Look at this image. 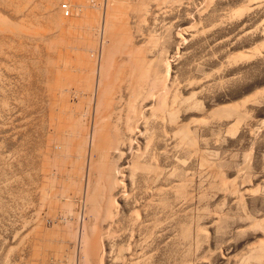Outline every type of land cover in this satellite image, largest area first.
<instances>
[{
	"label": "rangeland",
	"instance_id": "rangeland-1",
	"mask_svg": "<svg viewBox=\"0 0 264 264\" xmlns=\"http://www.w3.org/2000/svg\"><path fill=\"white\" fill-rule=\"evenodd\" d=\"M2 1L0 3V18L5 19L12 28L15 27L13 26V21L14 25L18 23V21L20 24L19 18L22 14L28 13V11L32 12L31 17L28 19L34 20L35 22L37 21V23H32V21L27 20L23 22H26L25 27L21 22L25 27L24 30L22 28L23 32H21V27H23L21 26L22 24H18L20 29H16L15 27L14 30L10 28L7 30L8 32H0V264H33V247L36 242H34V239H36L35 236L37 235L35 233H37L39 229L38 226H41L40 224L38 225V223L43 221V218L45 224L42 222L44 226L42 225L41 227L44 229L46 227L45 230H54V227H57L56 225L59 227V229H55L60 232V235L59 232H55L57 233L56 236L53 231L51 233L55 237H58V241L56 240L57 243H54L55 247L58 246L57 249L59 246V250H62V246H64V248L66 247L64 249L65 253L58 259V262L62 264H70L71 262H73L72 264H88V259L90 256L91 258L95 256L96 252L101 254H97L99 256L97 261L100 263L94 260L97 257L96 255L93 260L97 263L90 258V262L93 264H264V258H262L263 260L258 258V254L261 251L259 250V245L261 243L264 244V0H260V2L259 0H257L258 2L256 0H252L253 2H250L251 0H158L157 2L156 0L152 2L149 0L147 2V0H145L147 3L143 0L146 4L152 5V7L157 6L159 2V5L163 4L160 5L162 6L161 8L158 5L156 9L154 7H151V9L150 6L148 7L145 4L150 8H147L149 11L151 10L150 12L147 11V9L144 12V2L140 0L139 3L138 0H135V3H141L139 6L136 5L133 0H117L121 3L115 0V3L122 5V8L125 7H123L124 4L126 5L131 1L129 4L133 3L136 5V8H142L140 11L144 13L151 14V12H154L151 16L147 14L149 18L146 17V14L145 18L144 16H142V18L140 17L141 12L139 13V9L137 8L140 14V16H137L142 18V20H146L147 18L146 21H149L146 22L144 20L147 24L143 21V26L138 24V26L141 25V30L139 26L138 29L140 31L138 30V32L143 33V35L145 34L144 36L146 38L143 37V35L141 36L140 33V36L137 35L138 32L135 27L139 20L137 21L138 18L134 16L136 12H133V9L135 8L132 7L133 9H131L133 11H129L131 10L129 9V4L127 8H125L127 10H125L127 12H125V14H127L129 18L126 19L131 20L127 22L123 20L127 15H125L124 18L122 16L123 22L120 21V17H117V19L119 18L120 24H118L119 22H115V27L117 26L118 29V26L120 28L121 24L125 23L124 25L127 29V27L133 23L131 29H135H129L134 33L136 31L137 33L135 34L138 37L128 32L129 35H133L129 36V38L133 37L132 40L135 39L133 42H131L132 40L130 41V45L132 46H128L129 48L142 46L143 50H140L142 53L144 49L146 50L145 47L148 45L146 42H148L149 39H151L150 44L152 40L155 41V47H150L151 51H154L153 53L156 56V60L159 61L155 63L156 68L154 69L158 70V72L156 70L157 74L159 73L158 75L165 76V79L161 76L163 81H168L169 78V81L173 79L176 82H173V80L170 81V83L173 82L175 84V86H173L175 87V89L173 88L175 91L170 89V92H172V94L170 93L171 96L173 94L178 96V111L176 112L178 113L176 115L178 118L176 117V119L177 121L179 119L178 123L180 125L190 129H188L190 133L189 139L192 140L188 139L186 142L187 144H181L180 141H177L179 139L176 138L175 135H173L172 138L171 135L174 133L170 130V126L166 128L167 125L162 123L164 121L160 120L162 121L161 124H158L159 121L154 122L157 123L156 125L154 124L156 127L157 125H163V127H165L161 128L163 132L158 127L160 133L169 131L167 135L170 133L171 135L169 134L168 137L171 136L172 138H168V140L166 133L165 135L160 134L157 128L154 127L156 130L155 137L161 138L163 136L162 142L165 139L168 140V142L165 140L163 143L165 144L166 142V144L162 145L163 143L159 141L160 139L154 137L155 142L158 140L159 142H157L162 144H160L161 146L158 144L154 145L155 143L153 141L154 144H151L152 146L150 148V151H153V149L155 151L157 147H152L158 145V149H161L155 152L153 151V153L151 152L153 156H157H155V158H157L156 160L153 159V163L155 164L156 161H158L159 156L160 161L159 163L157 162V164L164 170L160 172V174L162 173V176L159 177L161 179L158 178V181L160 180L159 184H161L159 185L157 181V185H151L149 182L154 180L153 183H155L157 180L156 177L151 175V177H153L152 180H150V175H148L149 177L147 178L149 179H146V177L143 178L145 175L141 173L139 175H142V178L141 176L139 178L141 180H149L147 182L148 184L143 180L141 183L138 174L136 175L137 177H134L137 179H133L135 182L138 180L141 184H135L131 179L127 180L125 182V187L128 189L126 193H129L130 195L128 194V197H130H125V199L119 198L117 200L118 204L116 205V209L119 210L120 213L117 211L118 214L116 213L117 216L114 220L109 219V223H112L110 225L112 227H110L111 230H109V226L107 227L109 223L105 225L102 223L103 221H100L101 219L99 222H95L97 218L94 219V217L91 216V218L88 216V211L86 209L87 204H85L86 200L84 199L79 201L74 200L76 204L73 201L72 204L74 205L71 204L73 207L71 215L69 213L71 212L70 210L69 212L66 211L68 207L67 209H63L66 206V202L60 201V199L59 202L64 203V207L62 206L63 204L60 205L63 207L61 210L64 212H60L61 210L58 211L60 214L57 216L58 219H55L56 221L50 220L48 215L45 216L47 214L46 208H44L42 202H40L42 199L41 187H43L44 181L42 179L45 178L44 174L47 172L49 173L51 170L46 167L47 164L45 168L44 164L48 159L51 160L49 162H52L48 163V166H52V169H54L55 166H53V164H56V158L49 152L50 146H47V138H49L48 135L50 133L48 134L47 124H44V122L46 123V120L44 121L46 101L43 98V96H45V88H42L44 86V71L42 69L46 67L45 63L47 62L45 61L49 58L47 57L48 54L51 56V46L47 48L50 53L47 52L46 47L49 44L52 45L53 42H50L54 41L55 37L56 40H58V34L62 36L63 32L61 33V31L65 29L69 31H67V33L72 32L70 31V29H72L73 34L75 32L78 34L75 33L77 37L74 34L75 38L71 36L72 33L69 34L73 40L78 38L74 40L75 42L70 37H67L68 39L65 37L68 42L69 38L71 39V43H69L72 46L73 42V47L75 46L74 43L81 44V42L86 41L82 37L84 35L85 38V36L88 35L86 32L84 34L82 31L77 32V30H79L78 25H75V27L72 25V28L71 25H66L65 28L60 27L62 30H59L60 28L56 27V23L48 20H51L52 17L55 16V9L57 10L61 5L63 6H61L56 13L58 17H62L60 15H62V12L67 9L66 7L68 6L70 10L69 8L65 10L66 12H64V15L67 18H73L74 12L76 13V7L80 5V1L82 0H57L59 2L58 5L55 0L53 4L51 1L49 2V0H29L30 2L28 0H18L19 2L21 1L20 3L28 1V5H30L31 8L26 5L27 2L22 5L19 4L18 7L17 3L19 2L17 0V3L14 2L15 0L9 1V3L11 2L10 4H6V0L4 1L5 3ZM102 2L104 4L103 12L105 13L108 0H83L81 4H86L83 5L87 6L86 10H90L89 12L98 16L100 13L104 14L101 12L102 9L100 8ZM149 2H156L157 4L155 5L154 3L153 5ZM47 4L53 5L51 7L56 6L55 9L52 8L54 10L52 15L48 14L49 10V13H52L53 10L50 9L51 7H47ZM114 4L112 5L111 3V7H116ZM13 5L15 6L13 7ZM20 5L28 7L27 9L29 10L27 11L24 7L22 9ZM16 6L18 8L16 12L20 16L18 19L16 18V12L13 11L14 9L16 10ZM36 6H39L37 7L38 9H36ZM80 6L82 7V5ZM20 7L21 10H19ZM118 7L119 8L115 9L111 8L115 11L116 16L124 12L121 11L122 9L120 10V6ZM47 8L49 10H47ZM117 10H119L120 13L117 12ZM128 12H130V14ZM144 13L142 15H144ZM48 15H50L51 18ZM130 15L133 16L129 17ZM113 16L115 17V15ZM112 19L114 18L112 17ZM117 19L114 21H118ZM27 23H32L29 27L30 30L32 29L31 31L33 33L30 30H26ZM31 25H34V27H31ZM52 25H55V29ZM48 26L53 28L51 32L53 34L49 33L52 28L48 30ZM67 26L70 28L68 29ZM76 28L78 29L76 30ZM81 28L80 26V30ZM122 29L123 27L121 30ZM126 29L124 30L126 32L120 31V29L119 31L122 34L127 33L129 30ZM15 30H21L20 32L22 34L13 32L14 35H11V33H9ZM47 30L49 31V35H47L48 33L46 34ZM82 30H84V28ZM24 31L25 33L26 31L29 32L28 34L30 36H26L27 40L24 38ZM66 31L64 33H66ZM149 31H153L152 34H150ZM102 32L95 35L91 34L90 37L89 35L87 36V41L92 38L94 40L97 38L96 42L98 43L95 46L101 53L103 48L100 47L103 46L102 41L99 40L103 38L102 34L104 33ZM67 33L66 36H69ZM44 34L49 36H45L47 42L45 41ZM117 35L116 38L123 35H125V37L128 36V34H123L121 36ZM146 35L150 37L153 36V38H148ZM13 36H15V38ZM126 38L125 40L123 39V41L126 42ZM59 39L61 41L63 40L60 37ZM142 39L147 40L141 41ZM48 40L51 41L49 42ZM94 40H90L91 46H93ZM119 40H117V42ZM121 40L120 43L123 42ZM129 40L127 38V42ZM156 40L159 41L157 42ZM108 41L107 44L112 46L111 38ZM153 41L152 44L154 43ZM48 42L49 44H47ZM138 42L140 45L137 44ZM61 44H59L61 48L66 45L64 43ZM78 44L76 46H78ZM124 44L126 45V43ZM124 44H120V47ZM67 45L69 46V44ZM125 45L124 49L126 50L128 46L125 47ZM115 46L116 44L114 47ZM107 47L108 46H106V50L109 49L112 51L114 49L116 52L115 48L119 46L118 44L115 48L112 46V49ZM55 48H51V54L54 53L53 49L56 51ZM122 48L123 47H121V49ZM139 48L137 47V50H139ZM150 48L148 47L147 49L149 51L146 50L147 53L150 52ZM153 48L156 49L152 50ZM124 49H122L121 52L117 50V52L120 53L119 55L117 54L118 56H116V59L125 51ZM110 51L107 50V53H110ZM107 53H105V55ZM112 53L113 52L106 56H111L112 59H115L113 56L116 54L112 56ZM91 54L93 55L94 53ZM95 54L93 56L96 60ZM92 55L90 59L94 61ZM161 59L163 61H161ZM8 65L9 67H7ZM167 75L169 76L168 78ZM170 83H168L169 86ZM49 140L50 139H48V141ZM177 142H180L181 146H177ZM144 144L145 142H143V145ZM49 145L51 144L49 143ZM184 145H187L186 148ZM162 147L163 149L167 147V151L163 150ZM183 148L185 150H183ZM159 151H163L165 154L162 153L160 155ZM50 157L53 159H50ZM44 170L49 171L43 173L45 172ZM163 172L166 175H164ZM163 175L165 177L167 176V179ZM52 179L55 180L57 178L54 179L53 177ZM57 181L59 183L61 182L60 180H50L51 184L53 182L57 183ZM57 185L59 186V184ZM60 185H63V183L61 182ZM173 185H175V187L183 185L181 189L179 188V194L181 195L174 192L175 188L171 187ZM135 186L138 188H135ZM161 186L166 189H161ZM168 187L170 188L168 189L170 193L167 191ZM59 188V190L62 189L61 187ZM182 188L184 191H182ZM156 189L158 192L160 189L167 192L160 197L159 195L157 196L158 192L155 191ZM172 192L173 194H171ZM154 197L155 199H153ZM158 197L160 198L158 199ZM147 201H149L148 204ZM160 202L162 203L160 204ZM149 204L152 206L147 207L146 205ZM129 215H135V217H137L136 215H138V217L140 215V217L143 216L144 219L142 217L138 219L137 217L138 223L135 217L133 218V216L131 217ZM127 218H133L134 220H132L138 225L132 227L134 225L133 221L131 223L129 222V225L127 221L131 220ZM46 219H48L47 221L49 224L45 221ZM91 219H93L94 222ZM89 220H91L93 224L96 223V225H98L97 228L94 227L95 224L91 226L92 222L90 221V223ZM142 220L146 221L142 222ZM57 221L62 223L59 225ZM87 223L92 227L91 229L89 226L86 227H89V231L85 229V224ZM143 223L144 226L146 223V228H144ZM112 225L115 226L113 227ZM141 225L143 228H141ZM139 226L142 231H140L141 229ZM147 231H151V233ZM64 237L66 238V242L63 240ZM144 238H146V241ZM96 239L98 240L97 244L101 247L100 249H98L96 243L93 245H96L95 247L92 246ZM60 241H64L61 243L62 245ZM91 246L93 247L92 249ZM260 247L262 248V245H260ZM94 248L96 249L95 254H90L89 256L87 251L88 253H92ZM258 251L259 253H257ZM66 253L69 258L72 259L71 261H68L70 259L67 258L68 256ZM63 257L65 258L62 262L61 258ZM48 261H52L50 264H61L55 259H50ZM101 261L105 262L103 263Z\"/></svg>",
	"mask_w": 264,
	"mask_h": 264
},
{
	"label": "bare ground",
	"instance_id": "bare-ground-1",
	"mask_svg": "<svg viewBox=\"0 0 264 264\" xmlns=\"http://www.w3.org/2000/svg\"><path fill=\"white\" fill-rule=\"evenodd\" d=\"M1 1H0V3H1ZM4 1H2V2L5 3ZM9 1H11V0H6V4H10L11 2L9 3ZM21 1H23V0H21ZM28 1H26L27 3L25 2L26 5H28ZM50 1L53 4L54 0H49V2ZM82 1H80V2L82 3ZM121 1H124V0H121ZM126 1H128V0H126ZM133 1L135 3V0H133ZM140 1L141 2H144L145 0L144 1L143 0H140ZM149 1L152 2L153 0H149ZM157 1L158 0H156V2ZM14 2H16V0ZM20 2L19 3L16 2L18 4V7H19V4H21V5L22 4H25L24 2L23 3H20ZM49 2H48V4H49ZM55 2L58 5L59 2L57 0H55ZM117 2H119V1H117ZM130 2H128V4ZM145 2L143 3L144 4L143 8L145 9L144 12L146 11V9L149 6H150V8L152 7V5L146 4L148 2V0H147L146 3ZM156 2H153V3H150L149 2V3L150 4H153V5L155 3V5H156L157 4ZM250 2H253V1L251 0ZM259 2H260V0H259ZM81 3H80V5H82V7L80 5L78 7H76L77 8L75 10L76 13L74 12V16H72L73 18H67L64 15V12H66L65 10H67L68 8L70 10V7L67 6L66 7L67 9H65L63 7L65 10L63 11L62 10L63 8L61 9L63 11L62 12V15H60L61 12L59 13V15L62 16V17H58V15L56 13L58 12L59 8L61 6H63V5L59 4L61 6H59V8L57 6L58 9L56 10L55 9V7H56L55 5L56 4L54 5L55 7H51L53 5H48L47 4V7L48 6L51 7L50 9L54 8L55 11H56L55 16H53L51 20L49 19L50 15H48L49 16L48 17V19H49L48 21H52V22L56 23L55 24L56 27H58V28H60V27L63 28L64 27L65 28L66 25H71V28H72L73 27L72 25H74V27H75V25H78L79 26L78 27L79 30H77L78 28H76L77 32L78 31H82L83 34L86 32V33H88L89 37H90L91 34L92 35H95V34L101 33L102 31H103L102 33H104V34H102V36H103L102 40H99V41H102V46L103 47H100V48H103L101 50L102 53L99 52V49L98 50L96 49L97 47L95 45H97V43H98V42H96L97 41L96 40L97 38L95 40L93 38L90 39L92 41L94 40V42L96 43L95 44L93 42V46H91L92 45L91 44V41L90 40L87 41V39H88V37H87L88 35L87 34H86L87 36H85V38H84V35L82 37V35L80 33V36L84 40H86V41H84L83 39H81L84 42L79 41V42H81V44L79 43L80 45L77 43L78 46H76L77 44L74 43L75 46L73 47V42H72V46H71V44H70L71 41L70 40L72 38L70 37L69 34H71V33L73 34V30L72 29H70V31H72L70 33H67L68 30L66 31V29L63 30V31H61V33L63 32V35L62 36H60L58 34V36L63 39L62 41L59 39V37L57 38L59 41L56 40V37L54 38L55 40L53 39L54 41H51L50 40L51 41L50 42L48 40L50 43H52V42L53 43H52V45L49 44V42L47 43V44H49L46 47L47 52L49 50L47 48H49L50 46H51V48L52 47H54V48L56 47L55 48L56 51L53 49L54 53L51 54L52 53V49L50 48L51 53L50 52H48V53H50L51 56H49V54H48V56L45 55V56H47L49 58L47 59V61H45V62H47V63H45L46 65L44 64L46 67H43V69H42L44 71V75L42 74L44 76V80H43L44 81V84H43L44 86L42 88L43 89L45 88V91H44L45 93L43 92L45 96H43V98L46 101V104L44 102V104L46 105V113H45V117H44L45 119L44 118L43 119H44V121L46 120V123L44 122V124L45 125L47 124L46 126L48 127V131H49L48 134L50 133L48 135L49 138H47V143H48L47 146L48 147L50 146L49 152L52 153L53 156L56 158V161H55L56 164H53V166L55 165L54 166V169H52V166L51 167L48 166V163H52V162H49L51 160L48 159V161L44 164V167L47 164L46 167L49 168V169H51V170L50 171L49 170H44L45 172H43V173H46V171H49V173L47 172L48 174L47 173L44 174L45 175V178L42 179L44 181H43V187H41L42 188V191H41V198H42L41 200L42 201L40 200V202H42V206L44 208H46L45 210H46V213L47 214L45 216L48 215V217L50 218V220L56 221L58 219L57 216L60 214V213H58V211L61 210V208L64 207V203L63 202H66V206L63 209H67V207H68V210H66V211L69 212V210L70 211L71 210L73 211L72 205H74V204H72V203H73L74 200H78L79 201V200H83L84 199V200H86V203L85 204H87L86 209L88 211V216L89 217L92 216V217H94V219L97 218L95 220V222L96 221L99 222V220L101 219L100 221H103L102 223L106 225V224L109 223L110 220H114L115 219V217L117 216L116 213L118 214L117 211H119V210L116 209V205L118 204L117 203L118 202L117 200L119 198L120 199H123V198L125 199V197H128V194L129 193H126V191H128V189L125 187V182L127 180L131 179V180H133L135 182L134 179H137V178H134V177H137L136 175L138 174V178L140 176L142 178V175H139L141 173V174L145 175V176H143V178L146 177V179H149L147 177H149L148 175H150V178H151L150 180H152V177L155 176L156 179H157L155 181V183H153L154 180L149 182L151 185H153V184H156V182L158 181V178L160 176H162L161 175L162 173L160 174V172L163 169H162V167L161 168L159 167V164H157V162L159 163V161H160L159 160V156H158V161H156L155 164L153 163L154 162L153 159L156 160L157 158H155L156 155L153 156V154H151V152L153 153V151H154V149H153V151H150V148L152 146L151 144H154L155 143L154 145H156V144L160 145L165 140L168 142V140H169L168 138H171V136L173 138V135H175V137L179 139L177 141H180L181 144L186 143L188 141V139H189V136H190L189 135L190 134L189 133V130L190 129L188 128L189 129L188 130L186 127L180 125L178 123L179 119H178V121L176 119V117H177L176 115L178 114V113H176L178 111L177 110V107H178L177 106L178 105L177 104L178 103V99L177 98H178V96H176L174 94L171 96L172 92H170V89H172V90L175 89V87H173V86H175V84L173 83L175 81L173 79H170V81L173 80V82H172L173 84L170 83L169 78H168L169 77L168 75H167L168 81L167 80H164L163 81V78L165 79V76L163 77L162 75H158L159 74V73L157 74L158 70L156 69L157 70V72H156V70L154 69V68H156L155 67V63H157L158 60H156V56L153 53L154 51H151V48L150 47H155V44H156L155 41L152 40L154 42L153 44H152V41H151V44L154 45V46H152L150 44V40L151 39H149V41H148L149 43L146 42L148 44L145 47L146 50L148 49V47L150 48V52H148V53H147V51H149V50L146 51L144 49V52L146 51L145 52L146 54L144 52L142 53V51L140 52V50H143V47L142 46L141 47L140 46H137L138 48L140 47L139 50H137V47L136 46H135V48L134 47H132V48L130 47L129 48V46H128V45H130V41L133 39V37L132 38L130 37L131 38L130 39L129 36H133L132 34H134V36L139 35L140 32H138V30L139 29L141 30V25L143 26L142 23H144L147 20V18H146V20L144 19L145 21L142 20V18H143L142 16H144V18H145V14L147 15V14H150V13H144L143 11H140V9L142 10V8L137 7L139 9V13L141 12V16H140V14L138 13V9L136 8V5L139 6L141 3L140 4L135 3L136 5L133 4V3H131L129 5L128 4H126V5L124 4L123 7L124 6L125 7L122 8V5H119V3H121V2L117 3L118 4L117 5L115 3V0H113V1L112 0H108L107 7L105 6L106 7V9H105L106 12L105 13L103 12L104 11V9H103L104 8V4L102 2L101 3V6H100V8L102 9V11H101V9H100V11L103 12L104 14L100 13V15L97 16V15H94V13L89 12L90 10L89 11L86 10V7L87 6H83V5H86V4H81ZM84 3H86V2H84ZM111 3H112V5L115 3L114 5H116V7L115 6H114V8L111 7ZM138 3H139V0H138ZM159 3L157 4V6L159 5ZM127 5L130 6V8L128 7L129 9H131L132 7L136 9L135 10V9L132 8L134 11L132 9L129 10V11L130 12L131 11L136 12L135 13L136 15L133 12L132 13L134 14V16H136L138 18L137 21L139 20L140 23L138 22L136 24V19H135V24L137 26H138V24H141V25H139L140 28H139V26L138 27L137 26L135 27V28H137V32H138L137 33L135 31V33H137V35L134 32L130 31V29L133 27V25H132L133 23L132 22H131L132 23L131 24L132 26L130 25L131 27L129 26V27H127V29H126V26L124 25L125 23L124 24L122 23L123 22L122 19L124 18L125 15H127V14H125V12L127 11L125 8H127ZM160 5H163V4H160ZM14 6L15 5H13V7ZM89 6H88V9H89ZM118 6H120L121 7L120 10L122 9L121 11H124V12L123 13L121 12L122 14H119V15L117 13L118 16H116L115 11L113 9L119 8ZM145 6H146V8H145ZM157 6H153V7L156 9ZM11 7H12V5H11ZM21 7H22V9H23V7L26 8V10L28 11L29 9H27V8L30 7V5H28V7H25V6H21ZM21 7L19 8V10H21ZM37 7H39V6H36V9H38ZM161 7L162 6H160V8ZM111 8H113V9H111ZM150 8H148V9H150ZM17 9L18 8L16 6V10L14 9L13 11L16 12ZM74 9H75V7H74ZM90 9H91V7H90ZM148 9H147V11H149ZM47 10H49V9L47 8ZM49 11H48V14H51L52 15L54 13V10H53L52 13H49ZM117 12L120 13L119 10H117ZM130 12H128V13L130 14ZM31 13L32 12L28 11V13H24L20 17L19 14H17V12H16V14H17V15L15 14L16 15V18L18 19L20 17L19 18L20 19V24H19V21H18V23H16L17 25L16 24L14 25V21H13V26H15L16 29H20V26H18V24L21 25L24 21L30 20L28 18L31 17V15H32ZM143 13H144V15H142ZM152 13H154V12H151L150 16L152 15ZM101 14H102V16H101ZM158 14H156V15H158ZM113 15H115L116 18ZM137 15L140 16V17H142V18H139ZM12 16H13V14H12ZM35 16H36V14H35ZM122 16H123V18H122ZM132 16L130 15L129 17H132ZM112 17L114 19H112ZM117 17H120L121 18L120 21H122L121 22L122 23L121 24V27L119 28V26H118V29H117V26L115 27V24L117 22H119V20H118L119 18L117 19ZM146 17L149 18L148 15ZM126 18L129 19L128 18V15L125 16V18L123 19L126 22L131 20V19L130 20H127ZM31 19H33V18H31ZM115 19H117L118 21H114ZM133 19H134V17H133ZM30 21H32V20H30ZM34 22L35 21L33 20L32 23H34ZM146 22H149V21H146ZM146 22H145V24H147ZM25 23H23L24 26H25ZM32 23H30V24H32ZM35 23H37V21ZM23 24L21 26H23ZM30 24L27 23V28H26L27 31L30 30V27H29ZM118 24H120V22ZM128 24H129V22H128ZM34 25L33 26L31 25V27H34ZM55 25L54 26L52 25L54 27V29H55ZM24 26L21 27V30H22V28L24 30V28L26 27V26L25 27ZM80 26L82 27L81 30H80ZM102 26H103V29H102ZM124 26H125V28H124ZM15 27L12 28L5 19L0 18V32H5V31L8 32L7 30H9L10 28L12 30H14ZM17 27H19V28H17ZM122 27H123V29L121 30ZM49 28L50 27L48 26L47 29L48 30H51L52 27L50 29ZM58 28H57V31H58ZM61 28L59 30H62ZM69 28L70 27H68V29ZM83 28H84L85 31L82 30ZM119 29H120V31H124L125 29L126 30H129V31H127V33H123V34H126V35L128 34V36H126L128 38V40L130 39L128 42H127V38L125 37V35H123L119 31ZM134 29H131V30H134ZM23 30L21 32H23ZM48 30L46 31V34L49 32ZM151 30H152V27H151ZM18 31L19 30H17V31L15 30V31H12V32H9V33H11V35H14L13 32L18 33V34H22L20 31L19 32ZM27 31H26V33L24 31L25 37L24 36H21V37H24L26 39L28 37L27 35H29L28 34L29 32H27ZM52 31H53V28H52V30L49 33L50 34H53V33H51ZM57 31H56V33H57ZM65 31H66L67 35H69V36H66V33H64ZM119 32L124 37L121 36ZM124 32H126V31H124ZM128 32H130L132 34L129 35ZM152 32H150V34H152ZM34 33H36V32H34ZM49 33L47 35H49ZM115 33H116V35L117 34L120 35L122 38L119 37L118 35H117L118 37L116 38ZM46 34H44V37L46 36ZM72 34H71V36H74V34L73 35ZM76 34H75V36H76ZM140 34H141V36L143 35V33H140ZM144 35H143V37H145ZM15 36L17 37V35H15ZM15 36H13V37L15 38ZM75 36H74V38H75ZM80 36H78V37H80ZM31 37H33V36H31ZM46 37H49V36H46ZM46 37H45V39H46ZM65 37L66 38L67 37H70L71 38V39L69 38V42L70 43L65 39ZM147 37L148 38H153V36L152 37L147 36ZM110 38H111V41H112L111 43H112L113 48H115L117 46V44L120 47V44H124V43H126V45L124 44L125 47L128 46L127 49H126L127 51L124 49V45L121 46V47H123L122 49H124L125 51L123 50L124 52L122 54H120V56L117 57V59H116V56L119 55V53L122 51V49H121V47L120 48L119 47L118 48H115L116 49V52H117V50L120 51V52H117V53L115 52L114 49H113L114 51L113 50L110 51L109 49H107L108 51H110V53L109 52L107 53L106 46H108L107 48L112 49L111 48L112 46L107 44V42H109L108 40ZM125 38H126V42L123 41V39L125 40ZM18 39H20V38H18ZM18 39H16V40H18ZM49 39H51V38H49ZM76 39H78V38H76ZM76 39H74V40H76ZM98 39H100V38H98ZM119 39L121 41H123V42L120 43V40ZM143 39L141 41L147 40V39H145V40H143ZM29 40H31V39H29ZM117 40H119L118 42L120 44L117 42ZM134 40H132L131 42H133ZM45 41L47 42V39ZM137 41H139V40H137ZM21 42L23 44V41L22 40H21ZM21 42H19V43H21ZM24 42H25V40H24ZM61 43H64L66 45L63 44L64 46H62V48H61V45H62ZM143 43H145V42H143ZM59 44H61V45H59ZM67 44H69V46ZM115 44H116V46L114 47ZM137 44L140 45L139 42ZM109 46H111V47H109ZM130 46H132V45H130ZM27 47H28V45H27ZM21 48H22V46H21ZM154 49H156V48H153L152 50H154ZM105 50H106V52H105ZM95 51L98 52V53H96ZM111 52H113L112 53V56L114 54H116V55L113 56V58L115 57V59H112L111 56H109V57L106 56V55H110ZM91 53L98 54V55L95 54L96 60H95V57L93 56L94 54L92 55ZM105 53H107V54L105 55ZM91 55H92V59L94 57V61H92L90 59L91 58ZM7 56H8V54H7ZM162 56H163V54H162ZM161 61H163V60L161 59ZM9 65L7 67H9ZM164 65H165V63H164ZM161 76L163 77L162 79H161ZM168 83H170V86H169ZM171 84H172V87H171ZM177 92H178V90H177ZM45 105H44V107H45ZM160 120H162L164 122H162ZM155 121L156 122L159 121L158 124H161V122L163 124L165 123L167 125L166 128L168 126H170V128H171L170 130L174 134L171 135L170 133H168V135H167V132H169V131H164L166 133V136H167V139L168 140L167 139L164 140V138H163L164 141L162 142L161 140H162V137L163 136L162 137L160 136L161 138L155 137L156 136V134H155L156 133L155 132L156 130L154 129V127L157 128V131L160 133V129L163 127V125L162 126H158L157 125V127H156V126H154V124L155 125L157 124V123H154ZM158 127L160 128L159 130H158ZM163 128H165V127H163ZM162 132H163V130H162ZM165 133H160V134H164L165 135ZM169 134L171 135L170 137H168ZM50 135H51V137H50ZM158 136H159V134H158ZM154 137L157 138V139H160L159 141H161L162 143L159 144L158 143L159 142L158 140H157L158 142L156 141L157 142L156 143L154 141L155 140ZM48 139H50L51 142H50V140L48 141ZM189 140H192V139H189ZM153 141H154V143H153ZM143 142H145L144 145H143ZM172 142H173V140H172ZM172 142H170V143H172ZM180 142H177L179 144V145L177 144V146H181L180 145ZM49 143L51 145H49ZM165 144H166V142H165ZM165 144L163 143L162 145H165ZM158 145L157 146H154L152 148L157 147L156 148L157 150H155V151L161 150V149H158ZM184 146H182V147H184ZM186 146H185V148H186ZM163 147H162V149H163ZM168 147H169V145H168ZM171 147H173V146H171ZM175 147H176V145H175ZM165 148L166 149H163V150H166L167 151L168 148L167 147H165ZM183 150H185V149L183 148ZM157 153H154V154H157ZM159 153L161 155L163 153V151L162 152L159 151ZM163 154H165V153H163ZM50 159H53V158L50 157ZM156 165H158V166H156ZM160 166H161V164H160ZM159 168H160V171H159ZM177 172H179V171H177ZM186 173H187V171H186ZM163 174H164V172H163ZM151 175H153V176L151 177ZM164 175H166V174H164ZM169 175H170V173H169ZM53 177H54V179L57 178L55 180H60L63 183V185H60L61 182L59 183L57 181V183L55 182L56 183V186H57V187L55 186L56 187L55 188L54 187V184L55 183L53 182L54 184L52 183L53 184L52 185L51 182H50V180L55 181V180L52 179ZM218 177H220V176H218ZM165 178L167 179V176ZM146 179H142V180L145 182ZM159 179H161V178H159ZM142 180L140 181L141 183H142ZM148 181H146L145 183H147ZM159 181L157 182L158 184H159ZM130 182L133 183L132 181H130ZM136 183L137 184H141V183L138 182V180L135 182V184ZM163 183H164V180H163ZM57 184H59V186ZM221 184H222V182H221ZM176 185H178V184H176ZM128 186H130V185H128ZM181 186L183 187V185H179V186H176V187H175V185H173L171 187L172 188H175V191L174 192H177L179 194L180 193L179 188L181 189ZM59 187H61L62 189L59 190L60 189ZM145 187H143V188H145ZM154 187H155V185H154ZM164 187H165V185H164ZM169 187L167 188V191H168V189L171 188V187L170 188ZM135 188H138V187L135 186ZM172 188H171V190H172ZM149 189H150V187H149ZM157 189H158V187H157ZM157 189L155 191H157ZM161 189H164L165 190L166 188H162V186H161ZM161 189L159 190V192L157 191L158 193L156 192L157 193V196L159 195L161 197V196H163L167 192V191L164 192V190H161ZM182 191H184L183 188H182ZM168 192L170 193V191H168ZM126 194H127V196H126ZM171 194H173V192ZM178 194H176V195H178ZM179 195H181V194H179ZM160 197H158V199ZM77 198H79V199H77ZM153 199H155V197ZM59 200L60 201H63V202L61 203V202H59ZM75 202L76 201H74V203ZM148 202L149 201H147V204H148ZM161 203L162 202H160V204ZM61 204H63L62 205L63 207L60 206ZM146 206L148 207V206H152V205L149 204V205H146ZM156 206H158V205H156ZM157 208H159V207H157ZM118 209H119V207H118ZM72 211L69 212L70 215H71ZM60 212L63 213L64 211L61 210ZM67 212H66V214H67ZM119 213H120V211H119ZM146 213H147V211H146ZM129 216H131V215H129ZM132 216H133V218L135 217V215H132ZM136 216L138 217V215H136ZM137 217H135V219ZM139 217H140V215H139ZM139 217H138V219H139ZM141 217L143 218V216H141ZM141 217H140V219H141ZM48 219H46L45 221H47ZM127 219H130L131 220V221H129V220L127 221V223L129 225L134 220V219L132 220L131 218H127ZM91 220L93 221V219H91ZM91 220H89V222ZM136 221H138V220L136 219ZM144 221H146V220H144ZM144 221L142 220V222H144ZM36 222H39V221H36ZM42 222H43V224H45L44 223V218H43V221H40L38 223V225L40 224L42 226L43 225ZM93 222H92L91 226H93L94 224L96 225V223L93 224ZM58 223L60 225L62 222L61 223L58 222ZM88 223L85 224V229H87V230L90 227V224L88 225ZM133 223H134V225L132 227H134L135 225H138L137 223L135 224V221H133ZM138 223H139V221H138ZM146 223H145V226H146ZM48 224H49V222H48ZM111 224L112 223H109L107 225V227L109 226V228H110L111 227L110 226ZM114 224H116V223H114ZM95 225H94V227L97 228L98 225H96V226ZM41 226H38L39 229L37 228L38 229L37 230V233H35L37 235L35 236L36 239H34V242L36 241L34 243L35 244V246L33 247L34 249L32 248L34 250V253H33L34 254L33 255V261L32 262H33V264H50L53 261V260L51 262L48 261L50 259H55L58 262V259L61 256H63V253H65V250L64 249L66 248V247L64 248V246H62L63 247L62 250L61 249L59 250L60 246L57 249V247H58L57 244H56L57 247H55V244H54V243H57L56 240L58 241V237H55L56 234H57L55 232H59L58 230L56 231L55 228H58L59 229V227H58V225H56L57 227H54V230L49 231L48 229L45 230L46 227L44 229ZM87 226H89V227L86 228ZM143 226H144V223H143ZM143 226L141 228H143ZM145 226H144V228H146ZM161 226H162V224H161ZM150 227H149V229H150ZM153 227H154V224H153ZM91 228L92 227H90V229ZM111 228L109 230H111ZM139 228H140V226H139ZM101 229H102V227H101ZM52 231L54 232L55 236L51 233ZM101 231H103V230H101ZM140 231H142V229ZM147 232H150L151 233V231H147ZM107 233H109V232H107ZM31 234H32V232H31ZM100 234H101V232H100ZM104 234H106V233H104ZM59 235H60V232H59ZM61 236H63V235H61ZM192 237H193V235H192ZM60 238H59V240H60ZM65 239L66 238L64 237L63 240L65 241ZM144 239L146 241V238H144ZM64 241H62V242H64ZM62 242L60 241V244ZM97 242H98V240L96 239L95 242H93L92 246L96 243L98 249H100L101 247H99L100 245L97 244ZM147 242H148V240H147ZM260 245H262V248L260 247ZM260 245H259V250H261V251H260V253H259V251L257 252V253H259L258 254L259 256L257 254H255V255H257L258 258H260L261 260H263L262 258H264V244L261 243ZM92 246H91V249L93 247H95V246H93V247ZM95 250L96 249L94 248V250H93L94 252L92 251V253H88V251H87V254H89V256H90V254H93L94 255L95 252H96ZM127 253H128V251H127ZM97 254H99V253L96 252L95 256ZM66 255L68 256L67 253H66ZM99 255H101V254H99ZM95 256H93L92 258L90 256V258H91L92 261H94V260L97 261V259L99 258L98 255H97L96 258H95ZM121 256H123V255H121ZM87 257H88V255H87ZM124 257H125V255H124ZM64 258L65 257L61 258V261L62 262H63V259ZM67 258L70 259L69 256ZM90 258L88 259L89 260L88 261L89 262L88 264L92 263V262H90ZM71 260L72 259H70L68 261H71ZM96 261H94V262H96ZM144 261H145V259H144ZM97 262H99V261H97ZM101 262H103V261H101ZM58 263H61V262H58ZM72 263L73 262H71L70 264H72Z\"/></svg>",
	"mask_w": 264,
	"mask_h": 264
}]
</instances>
